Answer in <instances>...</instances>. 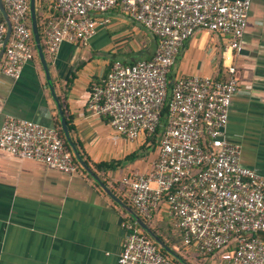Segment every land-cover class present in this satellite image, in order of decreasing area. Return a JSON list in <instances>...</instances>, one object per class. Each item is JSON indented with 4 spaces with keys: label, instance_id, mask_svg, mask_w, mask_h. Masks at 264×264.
Here are the masks:
<instances>
[{
    "label": "built area",
    "instance_id": "obj_1",
    "mask_svg": "<svg viewBox=\"0 0 264 264\" xmlns=\"http://www.w3.org/2000/svg\"><path fill=\"white\" fill-rule=\"evenodd\" d=\"M11 33L0 59L3 74L17 78L35 57L29 0H2ZM43 45L54 54L63 41L86 42L119 7L156 38L153 55L126 63L114 60L91 85L89 112L104 116L112 130L134 141L157 136L153 168L129 180V200L139 216L154 217L165 206L185 247L199 255L229 250L231 264H264V177L240 163L239 146L225 135L229 108L238 91L236 67L224 77L192 74L169 81L183 44L198 30L229 35L241 48L252 0H43ZM0 12V48L6 34ZM42 43V40H41ZM44 50V49H43ZM0 149L35 159L64 173L78 166L56 127L7 116ZM140 216V217H141ZM142 218V217H141ZM117 264H174L171 256L128 216Z\"/></svg>",
    "mask_w": 264,
    "mask_h": 264
},
{
    "label": "crops",
    "instance_id": "obj_2",
    "mask_svg": "<svg viewBox=\"0 0 264 264\" xmlns=\"http://www.w3.org/2000/svg\"><path fill=\"white\" fill-rule=\"evenodd\" d=\"M99 15L108 22L86 42L63 41L54 54L44 53L55 94L73 126V141L104 184L131 207L128 182L153 168L157 136L130 141L86 104L91 85L105 76L111 62L151 57L156 38L119 7ZM229 39L198 30L179 51L169 81L192 74L222 78L227 66L236 67L238 91L225 135L239 146L240 163L264 177V0L251 2L239 51L228 47ZM7 116L60 125L37 54L17 78L0 70V128ZM99 162L113 164L98 170L94 165ZM127 216L86 171L64 173L0 149V264H117ZM168 220L165 206L154 212V225L162 227ZM185 249L189 264H231L228 249L203 257Z\"/></svg>",
    "mask_w": 264,
    "mask_h": 264
},
{
    "label": "water",
    "instance_id": "obj_3",
    "mask_svg": "<svg viewBox=\"0 0 264 264\" xmlns=\"http://www.w3.org/2000/svg\"><path fill=\"white\" fill-rule=\"evenodd\" d=\"M0 12L6 22L7 30L6 34L4 36L1 48H0V59L3 55L4 48L6 45V42L10 36L11 33V23L8 18L7 12L4 8L3 1L0 0ZM29 16L31 20V31L32 36L35 44L36 54L38 58L41 61V64L44 68L46 78L48 80V84L51 90V94L53 96V99L57 105L59 116H60V127L63 131V135L65 137V140L67 141L69 147L71 148L72 154L76 160V162L100 185V187L116 202L121 204L129 213L130 217L138 224V226L161 247L163 250L166 251L167 254H169L171 257L177 259L181 264H189L185 259L180 256V254L173 249H171L164 241H162L156 233L152 230V228L129 206L125 205L107 186L104 184V182L101 180V178L92 170V168L87 164V162L84 160L82 155L80 154L75 142L73 141L70 132L68 130L66 118L64 116L63 109L61 107L60 101L55 94L49 70L48 65L46 61V56L43 50V46L41 43L40 33H39V27H38V21H37V15H36V0H29Z\"/></svg>",
    "mask_w": 264,
    "mask_h": 264
},
{
    "label": "trees",
    "instance_id": "obj_4",
    "mask_svg": "<svg viewBox=\"0 0 264 264\" xmlns=\"http://www.w3.org/2000/svg\"><path fill=\"white\" fill-rule=\"evenodd\" d=\"M45 7H46V4L44 3L43 0H36V15H37L39 33H40V38L42 40V46H43L44 52H45V47L43 45V39H42V35H43L42 21L44 20V9H45ZM27 17H28L27 18L28 25L30 27L31 20H30L29 12H28ZM31 43H32L34 52H36L33 36H31ZM35 56H36V53H35ZM135 61L136 60H129V61H125V62L126 63H132V62H135ZM111 65H112V62L110 63L107 72L109 71ZM64 114H65V112H64ZM65 115H66V121H67L68 130L71 131L73 129V126L69 122L70 118L67 117V114H65ZM56 129L58 130V133H59L61 139L63 140L65 148L72 154L71 148L69 147L67 141L65 140V137L63 135V131H62V129H61L59 124H57ZM75 144L77 146L76 142H75ZM77 148H78L80 154L82 155V152L80 151L79 146H77ZM82 157H83V155H82ZM73 159H74V162L76 163V165L78 166V169L85 173L84 169L76 162L74 157H73ZM112 164H113V162H99V163H96L94 166H95L96 169L101 170V169H105V168H110L112 166ZM129 204L135 210V208L131 205V203H129ZM141 217L152 228V230L156 233V235L162 241H164L171 249L177 251L180 254V256H184V259L186 261L191 263V258L188 256V252L186 251L185 246L182 244L181 236L177 232L172 230L173 229V220H171V221L168 220L165 224H163L162 227H164V229H165V230H163L162 227H159L158 225H154L153 224V219L145 218L143 216H141ZM128 218L132 219L130 216H128ZM169 222H170V224H169ZM143 234L145 236H148L144 231H143ZM259 235L264 240V233H260ZM189 249H193V248H189ZM160 250H161L162 253L168 255L166 253V251L163 250L162 248H160ZM189 251L193 252L192 250H189ZM196 254L198 256H200V257L204 256V255H199L197 252H196ZM171 259H172V262L174 264H181L177 259H175L173 257H171Z\"/></svg>",
    "mask_w": 264,
    "mask_h": 264
}]
</instances>
